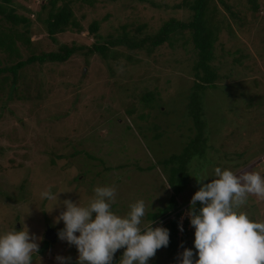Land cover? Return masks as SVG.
Here are the masks:
<instances>
[{
    "label": "rangeland",
    "instance_id": "1",
    "mask_svg": "<svg viewBox=\"0 0 264 264\" xmlns=\"http://www.w3.org/2000/svg\"><path fill=\"white\" fill-rule=\"evenodd\" d=\"M86 1L70 2L81 31H65L52 41L42 24L48 10L39 8L44 0H11L14 12L28 21L26 28L19 25L16 30H27L30 43L26 49L14 39L16 55L0 53L4 68L30 52L84 47L64 63L21 68L13 85L10 74L0 75V234L19 231L24 224L30 235L42 237L40 259L34 254L32 264H58V256L71 257L76 264L78 258L75 246L58 236L53 244L44 239L47 227L63 229L55 218L64 209L61 205L51 211L57 202L42 199V192L86 206L96 187L115 186L112 211L126 216L131 204L143 200L142 227H147L150 213L166 206L169 194L166 171L154 163L181 153L192 134L187 99L195 81V56L186 35H175L149 52L147 46H112L109 54L115 58L86 52L109 36L140 39L169 18L187 21L190 13L176 8L182 0ZM256 1L260 9L254 16L244 0H224L226 7L213 1L211 65L219 79L200 94L207 150L202 160L187 164L189 182L177 197L175 211L179 223L185 219L186 224L177 230L176 248L157 250L147 264H180L186 248L197 258L186 213L201 186L197 182L215 179L217 166L238 164L230 170L234 174L247 171L264 177V0ZM93 21L98 23L94 35L87 31ZM140 25L144 28L136 33ZM145 93L153 95L148 103L141 99ZM238 211L253 222H264V200L253 195Z\"/></svg>",
    "mask_w": 264,
    "mask_h": 264
},
{
    "label": "clouds",
    "instance_id": "2",
    "mask_svg": "<svg viewBox=\"0 0 264 264\" xmlns=\"http://www.w3.org/2000/svg\"><path fill=\"white\" fill-rule=\"evenodd\" d=\"M214 176L211 182H197L201 186L189 202L186 215L194 228L197 258L194 260L193 251L186 248L180 254V264H264V222H253L246 213L238 211L250 195L264 200V177L247 171L237 175L220 167L214 169ZM58 195L51 191L41 193L42 199L57 202L51 211L61 205L64 209L55 218V223L63 222V229L47 227L45 233L56 231L55 241L58 236L75 246L76 264H112L120 249L124 252L119 264H147L157 250L169 244L168 229L153 228L154 221L142 227L146 214L143 200L131 204L126 216L112 211L117 197L115 186L96 187L86 206L68 199L60 202ZM184 221L180 225L177 219V230L183 231ZM41 240L42 237L30 235L24 224L19 231L0 234V264H32ZM56 260L58 264H71V257L58 256Z\"/></svg>",
    "mask_w": 264,
    "mask_h": 264
},
{
    "label": "trees",
    "instance_id": "3",
    "mask_svg": "<svg viewBox=\"0 0 264 264\" xmlns=\"http://www.w3.org/2000/svg\"><path fill=\"white\" fill-rule=\"evenodd\" d=\"M82 1L88 2L86 0ZM213 1L218 2L224 7L227 6L224 0H182L180 5H176V8L184 7L190 13V17L187 21L184 22L169 18L167 21L163 22L152 35H144L140 39L129 38L126 34H122L115 39L109 36L102 43L93 44L90 48H86L87 54L96 53L102 59H106L108 55L111 58L116 57L115 55L112 56L109 54V48L112 46L125 47L130 50L147 46L148 49L146 50L149 52L162 43L169 42L175 35L182 38L186 35L185 39L190 41L192 53L195 56L192 66V76L195 81L187 99V113L191 120L190 130L192 134L181 153L170 155L166 159L154 163L155 166L159 165L166 171V182L169 188V194L167 205L158 209L156 213H150L149 215L150 221L155 222L153 223L154 226L160 225V227L169 230L168 247L173 249L176 248L177 245L175 238L177 236L178 212L176 213L175 211L180 205L177 201V197L189 182L187 164L194 158L202 160L207 150L208 135L205 132L200 94L205 88H214V82L219 79L217 71L211 65L215 40V27L212 25V19L214 17ZM244 1L248 6L249 12L254 16L260 9L259 4L256 0ZM44 2V4L40 3L39 8L41 10L48 9L46 17L42 19V24L50 40L54 41L55 35L65 31L70 30L76 33L81 31V28L73 17L72 9L70 8V2H72V0H44ZM14 11L15 9L11 6V0H0V22L4 25H0V53L16 55L17 49L13 45L14 39L19 40L20 44L25 48L29 47L30 40L27 36L28 31L24 29V32L19 34L16 30L19 25L26 28L28 26V21L25 17L18 16ZM121 28L123 30L125 27L122 26ZM143 28L144 26L140 25L135 28V32L139 33ZM97 30L98 23L96 21H93L87 27L89 34L94 35ZM82 49H84V47L61 45L56 51L39 52L36 54L30 52L24 60H19L9 67L0 68V75L10 74L12 76L11 84L13 85L16 73L21 68L34 64L64 63L69 57ZM152 98L153 95L151 93H145L141 97L144 103H148ZM76 152H73V154H76ZM56 158H59V156ZM92 158L93 157H88V159ZM50 163L53 164V160H51ZM237 166L238 164H235L232 168L231 165L223 168L231 170ZM196 208L199 209L198 206ZM173 212H175L173 216L168 218ZM187 224L190 226V221H188ZM123 252L124 249L117 251V254L113 257L112 264H117Z\"/></svg>",
    "mask_w": 264,
    "mask_h": 264
},
{
    "label": "water",
    "instance_id": "4",
    "mask_svg": "<svg viewBox=\"0 0 264 264\" xmlns=\"http://www.w3.org/2000/svg\"><path fill=\"white\" fill-rule=\"evenodd\" d=\"M55 235H56V231H49V230H47L46 231V233H45V235H44V238L48 241V242H50V243H54V241H55Z\"/></svg>",
    "mask_w": 264,
    "mask_h": 264
},
{
    "label": "built area",
    "instance_id": "5",
    "mask_svg": "<svg viewBox=\"0 0 264 264\" xmlns=\"http://www.w3.org/2000/svg\"><path fill=\"white\" fill-rule=\"evenodd\" d=\"M182 223V222H181ZM181 223H179L181 225Z\"/></svg>",
    "mask_w": 264,
    "mask_h": 264
}]
</instances>
